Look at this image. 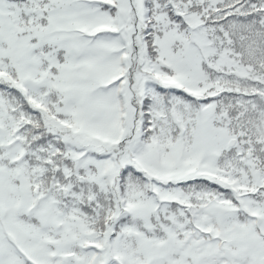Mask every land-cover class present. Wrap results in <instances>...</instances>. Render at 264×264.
I'll list each match as a JSON object with an SVG mask.
<instances>
[{"label": "snow or ice", "instance_id": "snow-or-ice-1", "mask_svg": "<svg viewBox=\"0 0 264 264\" xmlns=\"http://www.w3.org/2000/svg\"><path fill=\"white\" fill-rule=\"evenodd\" d=\"M0 264H264V0H0Z\"/></svg>", "mask_w": 264, "mask_h": 264}]
</instances>
